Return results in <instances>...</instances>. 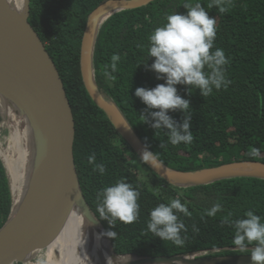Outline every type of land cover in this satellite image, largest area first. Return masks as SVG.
I'll use <instances>...</instances> for the list:
<instances>
[{
  "label": "trees",
  "instance_id": "1",
  "mask_svg": "<svg viewBox=\"0 0 264 264\" xmlns=\"http://www.w3.org/2000/svg\"><path fill=\"white\" fill-rule=\"evenodd\" d=\"M104 1L31 0L29 21L45 43L64 81L76 122L74 153L81 191L104 229L116 232L110 237L111 247L119 255L152 257L250 253L254 245L240 250L232 243L234 229L221 221L229 213L231 219L244 218L248 210H253L264 220L263 178L235 177L191 187L172 185L140 159L90 96L81 72V45L89 15ZM185 2L169 0L162 5L160 0H155L141 8L121 10L106 19L99 29L94 51L96 83L103 95L119 107L143 144L156 152L164 165L183 171H199L233 161L264 162V0H223L220 6L226 8L224 12L219 11V6L208 8L212 0H190L201 3L209 15L215 17L214 47L223 49L229 60L226 77L230 83L227 88L214 89L207 97H203L199 89L193 87L190 92V86L177 85L178 94L191 101L189 113L194 139L190 144L173 146L167 143L166 130H155L143 122L140 113L147 106L135 96L136 88H154L165 83L148 67L155 59L147 54L148 37L166 22L167 15L186 13ZM114 53L120 55V60L117 70L109 78L104 71L106 66L111 71ZM3 111L4 105L0 102V124ZM169 115L180 122L184 118L179 110L170 111ZM106 118L115 137L104 127ZM161 142L166 145L163 149ZM122 146L148 167L152 175L150 185L139 179L132 163L126 160ZM211 146L221 148L223 159H217L208 151ZM253 149L256 154L249 155ZM93 153L95 163L106 166L103 175L93 171L94 165L88 162ZM122 178L140 192V215L133 223L117 220L115 227H111L99 217L97 192ZM178 195L191 212V216L179 214L187 228V233H182L187 238L181 246L163 241L147 229L150 211ZM217 202L222 205V210L215 217L202 218L205 209ZM14 206L8 169L0 155V230L13 215ZM193 225L198 232L192 230ZM106 241L110 247V241ZM129 257L117 260L132 259Z\"/></svg>",
  "mask_w": 264,
  "mask_h": 264
},
{
  "label": "water",
  "instance_id": "2",
  "mask_svg": "<svg viewBox=\"0 0 264 264\" xmlns=\"http://www.w3.org/2000/svg\"><path fill=\"white\" fill-rule=\"evenodd\" d=\"M153 1H104L89 15L81 45V72L90 96L139 157L145 145L119 107L100 91L93 60L98 32L106 19L121 10L141 8ZM30 10L31 0H24L22 13L15 12L6 0H0V96L30 120L38 149L31 187L19 207L15 200L13 215L0 230V264L24 263L35 252L49 246L76 204L95 215L80 187L74 153L73 108L53 58L29 21ZM158 163L159 168L147 165L179 187L208 185L235 177L264 179V162L256 160L233 161L199 171L171 168L159 160ZM98 222L103 228L102 238L112 246L111 238L105 234L107 231ZM112 255L115 260L132 257L122 264H252L250 253L152 257L119 255L112 247Z\"/></svg>",
  "mask_w": 264,
  "mask_h": 264
},
{
  "label": "clouds",
  "instance_id": "3",
  "mask_svg": "<svg viewBox=\"0 0 264 264\" xmlns=\"http://www.w3.org/2000/svg\"><path fill=\"white\" fill-rule=\"evenodd\" d=\"M223 0H212L208 8L219 6V11L226 8ZM183 7L186 13L173 12L166 17V22L156 27L148 37V57L155 58L149 69L154 71L158 80L165 83L157 84L154 88L138 87L135 96L147 106L141 112L143 122L155 130L167 131V143L173 146L181 143L190 144L194 137L192 133V116L189 113L191 101L178 94L177 85L190 86L200 90L203 97H207L215 90L227 88L230 81L226 77V65L229 63L223 49L215 48L217 34L215 17L209 15L206 8L199 2L186 0ZM119 54L111 56V71H104L106 77L117 70ZM147 66V65H146ZM181 111L184 114L182 122L177 121L169 112ZM160 147H166L161 142ZM253 149L249 155H255ZM140 159L152 167L159 168L156 152L150 151L147 144L140 154ZM93 153L88 162L93 164V171L101 175L106 172L103 163H95ZM140 192L125 179H119L110 186L97 192V211L100 219L106 220L111 227H115L117 220L123 223H133L139 218ZM222 210L217 202L210 209H205L204 216L215 217ZM179 214L191 216L187 203H182L179 195L168 203H159L149 214L147 229L163 241H171L177 246L184 244L187 228ZM229 213L221 223L228 224L234 229L232 243L240 250H250L252 264H264V220L253 210L244 213V218L231 219ZM192 230L199 229L193 225ZM109 237L116 235L115 231L105 233Z\"/></svg>",
  "mask_w": 264,
  "mask_h": 264
},
{
  "label": "bare ground",
  "instance_id": "4",
  "mask_svg": "<svg viewBox=\"0 0 264 264\" xmlns=\"http://www.w3.org/2000/svg\"><path fill=\"white\" fill-rule=\"evenodd\" d=\"M6 1L15 12H23L24 0ZM10 107L12 108L11 105ZM18 125L20 128V135L16 138L18 156L15 160H8L9 170L15 179L13 191L17 207L22 204L31 187L38 150L37 136L30 120L22 116ZM92 215L86 213L79 205L74 206L61 232L48 248L50 256L55 251L60 253L58 264H122L130 260L114 259L111 244L108 241L110 249L106 239L101 236L102 226Z\"/></svg>",
  "mask_w": 264,
  "mask_h": 264
},
{
  "label": "rangeland",
  "instance_id": "5",
  "mask_svg": "<svg viewBox=\"0 0 264 264\" xmlns=\"http://www.w3.org/2000/svg\"><path fill=\"white\" fill-rule=\"evenodd\" d=\"M168 2L169 0H160V3L162 5H166ZM0 102L6 103L3 111V119L0 124V155L8 168L10 184L13 189L15 188V179L13 173L9 170L8 160H15L18 156V153L16 151V138H18V135H20L18 121L22 120V116H26L21 112L18 107L13 106L12 103L4 100L1 96ZM10 105L12 106V108L10 107ZM103 124L109 134H112L111 136L115 137V132L111 127L110 121L107 118L104 120ZM122 150H124L123 154L126 160L132 163V168L139 177V179L146 185H150L152 175L148 167L145 166L139 159L136 160L133 157L131 151L127 150L125 146H122ZM208 151L217 159H223V153L221 148L211 146ZM48 248L49 246H45L44 248L35 252L31 258L26 260V262L16 264H58L59 259L61 257L60 253L55 251L52 256H50Z\"/></svg>",
  "mask_w": 264,
  "mask_h": 264
}]
</instances>
